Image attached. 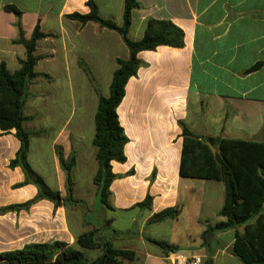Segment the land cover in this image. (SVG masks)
<instances>
[{
  "label": "crops",
  "instance_id": "0c3cea01",
  "mask_svg": "<svg viewBox=\"0 0 264 264\" xmlns=\"http://www.w3.org/2000/svg\"><path fill=\"white\" fill-rule=\"evenodd\" d=\"M93 1L100 17L112 19L117 26L124 24L125 0ZM137 2L139 7L132 13L128 33L130 40H141L150 20H170L184 31L185 45L160 46L138 55L143 65L129 80L117 110L129 142L125 147L126 162H113V172L122 177L111 185V207L105 206L111 215L91 222V211L87 210L86 216L75 214L70 218L66 207L56 208L48 200L19 212H0V254L33 243L63 241L75 245L78 235L99 229L115 248L134 251L139 264H171L175 255L200 256L205 263L212 260L213 264H243L233 255L232 247L236 231L244 233L246 226L210 233L209 243H204L207 227L225 220L219 216L225 186L215 180L180 175L182 123L201 138L264 144V0ZM8 6L16 7L20 18ZM90 11L88 0H0V63L5 62L11 73L18 71L21 60L26 59V48L18 43V22L26 40L32 38L37 27L45 34L55 35L38 41V53L43 56L36 71L52 79H37L31 84L25 109L31 121L42 113L47 117L58 106L56 95L51 93L55 76L68 75L71 86L72 75L77 82L82 79L84 62L100 88L104 79L111 85L117 59L129 58L130 51L116 31L93 22L83 25L67 17ZM260 62V69L249 72ZM69 121L68 118L66 122ZM86 122V117L80 116L75 131L70 133L80 143L74 171L86 172L90 168L93 172L89 182H82L91 190V199H79L92 203L98 199L93 183L98 164L96 149L91 146L95 121L89 136L85 135ZM62 134L63 131L59 138ZM34 139L33 136L29 160L34 156ZM19 148L15 131L0 129V209L26 203L38 194L32 184L15 187L25 180L20 168H10ZM43 155L45 161L44 152ZM57 158L54 161L59 166ZM50 162L49 157L47 163ZM148 194L153 197L152 207L142 210L137 205ZM169 207H179L180 215L149 224L155 214ZM254 223L255 220L249 225ZM195 235L200 238L195 239ZM224 236H228L225 241L214 243V238ZM145 238L168 242L179 249L165 254Z\"/></svg>",
  "mask_w": 264,
  "mask_h": 264
},
{
  "label": "trees",
  "instance_id": "16d2710c",
  "mask_svg": "<svg viewBox=\"0 0 264 264\" xmlns=\"http://www.w3.org/2000/svg\"><path fill=\"white\" fill-rule=\"evenodd\" d=\"M91 9L88 14L74 13L67 16L71 20L83 25L93 22L101 28L119 33L130 51L128 59H117L118 68L115 70L110 85L109 96L101 93L99 85L89 67L81 62V66L92 83L98 97L95 114V133L92 146L96 149L98 168L93 178L97 187V196L100 202L111 207V185L122 176L113 172V162L125 163V147L129 138L122 127L118 107L122 103L126 86L129 80L135 77L143 65L138 55L142 51L156 50L160 46L182 48L185 45V33L170 20L152 19L148 22L145 34L139 41L128 37L132 22V13L139 7L137 0H125L124 24L117 26L112 19L100 17L97 5L88 0ZM8 10L17 14L21 12L14 6ZM18 43L26 48V59L21 60V67L11 73L5 62L0 63V129L5 132L15 131V137L20 142V148L10 168H20L25 176L24 182L15 187L32 184L36 186L38 194L32 200L11 205L0 209V212L21 211L30 209L41 200H48L56 208L70 205H84L83 200L74 198L75 181L73 171L77 164L76 154L68 159L63 148L56 146V154L60 167L65 174L66 195L53 189L46 180L33 168L30 163L31 139L34 134L25 128L29 119L25 114V106L29 98L30 86L37 77L51 78L50 75L39 73L36 67L41 56L36 54L39 40L55 35L45 34L37 27L32 38L26 40L21 27ZM263 66L260 62L249 72L256 71ZM183 126V150L181 156L180 175L185 178L207 179L222 182L225 186V201L219 216L225 220L209 225L203 232L205 244L209 243L210 233L237 230L246 226L244 233L236 231V238L232 253L243 264H264V144L242 140L222 138H201L192 133L185 124ZM153 197L148 194L145 200L139 203L143 209L152 207ZM181 213L179 207H169L155 214L149 224H157L166 220L175 219ZM255 220L254 225H249ZM145 240L165 254L178 251L179 247L168 242L150 238ZM101 249L102 254L94 261H90L83 250ZM0 264H139L136 254L132 250L115 248L113 243L101 230L94 229L77 236L76 245L63 241L28 244L22 249L0 254ZM205 264H213L212 260Z\"/></svg>",
  "mask_w": 264,
  "mask_h": 264
},
{
  "label": "rangeland",
  "instance_id": "374dc122",
  "mask_svg": "<svg viewBox=\"0 0 264 264\" xmlns=\"http://www.w3.org/2000/svg\"><path fill=\"white\" fill-rule=\"evenodd\" d=\"M38 47V43H37ZM36 54L39 56H43L42 54L38 53V49L36 50ZM37 70V67H36ZM45 74V73H44ZM85 76V77H84ZM57 78L56 84L52 86L53 95H56L57 98V105L54 106L48 113V116L37 115L35 121H31V117L26 116L29 118L25 122V128L34 134V141L32 143V147L34 150V156L30 159V163L33 168L46 180V182L56 190L61 189V193L65 196L66 195V187H65V174L62 171L60 165L58 166L54 161L57 158L56 154V146H61L64 151L65 157L68 159L73 153L76 154L77 148H79V138L76 137L74 133H70V131H75V124L76 121L79 119L80 116L84 115L86 117L87 122L85 123V135L89 136L92 135L94 131V114L97 108L98 97L94 90V87L86 74L80 76V81L77 82L76 76L72 75L73 82H69L68 75H58L55 76ZM45 79L51 80V78L47 77H37L32 81V83L37 79ZM31 83V84H32ZM48 88V87H45ZM109 88L110 82L107 79L102 80L100 84L101 93L104 95H109ZM54 90V91H53ZM43 93V92H41ZM30 95V92H29ZM84 106L82 105V102ZM27 105V103H26ZM43 106V105H42ZM85 107V108H84ZM26 109V106H25ZM43 111V108H42ZM70 119L67 123L66 121ZM65 129V130H64ZM63 131V136L59 138V133ZM89 144H86V148ZM92 146V144H91ZM42 150V151H40ZM44 154L46 155V160L44 161ZM77 156V155H76ZM50 157L51 162L50 164L47 163L48 158ZM58 159V158H57ZM73 177L75 181L74 187V198L77 200H81V197H87L89 199L91 194V190H87V186H83L82 182L92 179L91 169L84 172L83 170H76L73 171ZM86 173V174H84ZM85 176V178H84ZM76 182L79 186L76 188ZM84 184V183H83ZM203 188V187H202ZM85 190V191H84ZM68 209L69 217H73V215H82L86 216L87 210L91 211V222L95 221L97 217H104L107 218L111 215V212L108 211L105 206L100 202L98 198L96 202L87 203L85 202L84 205H70L66 206ZM220 218V217H219ZM107 234L111 233V230L108 228ZM149 233L147 230L146 235ZM230 236V235H228ZM227 236V237H228ZM226 236L221 238H214L215 244H220L225 239ZM197 236L195 235V239ZM200 236L197 238L199 239ZM76 245V244H75ZM85 256L90 260L93 261L99 255H101L100 250H83Z\"/></svg>",
  "mask_w": 264,
  "mask_h": 264
},
{
  "label": "built area",
  "instance_id": "2783aa9c",
  "mask_svg": "<svg viewBox=\"0 0 264 264\" xmlns=\"http://www.w3.org/2000/svg\"><path fill=\"white\" fill-rule=\"evenodd\" d=\"M171 264H205L204 260L200 256H193L191 258H183L175 255L171 259Z\"/></svg>",
  "mask_w": 264,
  "mask_h": 264
}]
</instances>
